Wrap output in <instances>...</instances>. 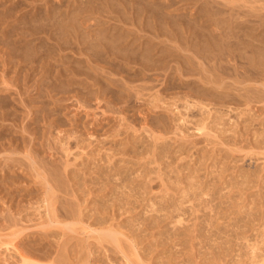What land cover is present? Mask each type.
I'll list each match as a JSON object with an SVG mask.
<instances>
[{
    "label": "rangeland",
    "instance_id": "obj_1",
    "mask_svg": "<svg viewBox=\"0 0 264 264\" xmlns=\"http://www.w3.org/2000/svg\"><path fill=\"white\" fill-rule=\"evenodd\" d=\"M58 1L0 0V264H21L20 253L5 245L11 240L37 264H264V80L256 81L264 69L239 84L231 61L222 89L206 85L211 63L193 59V74L180 76L183 58L195 57L183 51L185 40L175 44L147 30L140 35L173 50L164 62L174 87H166V73L138 76L137 66L95 57L66 32L77 14L89 18V33L121 29L119 0H91L93 8ZM173 1L187 17L219 8L222 31L245 30L241 39L263 48L264 0ZM45 14L55 23L31 36L24 19ZM25 41L41 45L39 52L27 57Z\"/></svg>",
    "mask_w": 264,
    "mask_h": 264
},
{
    "label": "bare ground",
    "instance_id": "obj_2",
    "mask_svg": "<svg viewBox=\"0 0 264 264\" xmlns=\"http://www.w3.org/2000/svg\"><path fill=\"white\" fill-rule=\"evenodd\" d=\"M51 1V0H50ZM60 1V0H59ZM58 1V2H59ZM87 1L84 5H86L87 7V4H89L90 2H92L91 0H85ZM182 2V1H181ZM211 2V1H210ZM216 3V1H214ZM77 3V1H76ZM81 3V2H79ZM117 3H120V9H121V12L120 14H118V18H117V22L118 24L122 25L121 29H118L116 27L114 28H106V29H97L96 32L93 34V33H89L91 31V25L88 24V21H89V18H86L87 20H83L82 17H80L78 14H77V19L75 17H69L67 18V20L69 19L68 21V25L67 26H70V28H68L66 32L68 33H74V36L75 38L77 37L76 39V42L79 44V45H82V46H85L86 48L89 49L90 52L93 53V56L97 57V56H100V55H114L115 58H121V63L124 65V67L126 69H128V66L129 65H134V66H137L138 67V70L136 71L137 74L139 72H143V73H151V75H158L157 73L158 72H162V74L166 73L164 76H166L165 78V81H166V87H174L173 86V83L172 80L173 78L170 77V74L167 73V69H166V65L167 63L164 62V60L170 56V53L173 51H170L166 48H162V47H159L158 45L164 43L163 41H161L158 45L155 44L153 42V39L152 38H149L147 36H145L144 34L140 35L141 33H147L146 31L147 30H150L151 33L154 34V36L156 38H158V36L160 34H167L168 37L171 39L170 42H174L175 44L178 42V41H182V40H185V44H186V47L185 49L183 50L184 52L186 53H189V50H192V52L195 54L193 56H188L186 55L185 57L186 58H183V62L181 64V66H183L185 69L181 70V74H179L180 76H183L184 74L186 75H192L193 71L196 69L195 68V65H194V61L193 59H197V58H202L204 59L203 61L205 62H208V65L209 63H211L209 66H206L208 68H205V69H210V73H211V77H213V79L211 80L210 77H206L204 78L206 81H204V84H210V85H217L218 87H220L222 84H223V80H224V76L226 73L228 74V70H230L231 66H233L232 68L234 69V74L236 75V77L238 76L239 78H236V82L239 83V84H243L245 83L246 81H248V79L251 77V76H254V74L259 73L258 70L259 69H264V42H262V46L263 48L260 49H255L254 48V45H253V41H251L250 39L246 41V43L244 42L245 40L241 39V36L243 38V36H245L244 38H247V35L240 31V36L238 34H235L233 33V31L231 30L230 32L227 33L226 30H223L222 31V24L220 23L219 20L215 19V17L220 14V9L217 8L219 3H217V7L215 4H213V2H211L213 5H215V8L216 11L213 12L212 15H208L205 10H202L201 11V14H203V17L202 18H198L196 15H188L189 17H187V14L184 15L180 12V10H182V8L180 9L179 6H177L178 8H173L174 5H175V1L173 0H119ZM15 4V3H14ZM49 4V3H48ZM78 4V3H77ZM91 4V3H90ZM90 4H89V8H93V5L92 7H90ZM211 4V5H212ZM115 7H116V3L114 4ZM118 5V4H117ZM209 4L206 3V7L208 6ZM18 6V5H17ZM81 6V4H80ZM210 6V5H209ZM223 6L225 7L223 4L220 5V7ZM49 7V6H47ZM176 7V5H175ZM212 7V6H211ZM85 9L86 12H91L92 9ZM118 8V7H117ZM213 8V7H212ZM211 8V9H212ZM48 9V8H47ZM129 9V12H127V10ZM6 10V9H5ZM21 10V9H20ZM38 9H36V12H37ZM222 10V9H221ZM232 10V9H231ZM80 11H83L84 10H80ZM79 11V12H80ZM214 11V10H212ZM223 11V10H222ZM35 12V11H34ZM57 12V11H56ZM78 12V11H76ZM78 12V13H79ZM235 12V11H233ZM38 13V12H37ZM82 13V12H81ZM185 13V12H184ZM222 13V12H221ZM226 13V11H225ZM24 14V12H23ZM35 14V13H34ZM72 14V13H71ZM232 14V13H231ZM241 14V13H240ZM239 14V15H240ZM19 15V14H18ZM21 15V14H20ZM19 15V16H20ZM36 15V14H35ZM55 15V14H54ZM67 15V13H66ZM223 15V13L221 14ZM230 15V14H229ZM234 15V14H233ZM232 15V16H233ZM250 15V14H249ZM249 15H247L246 17H248ZM32 16L31 18L29 19H24L25 23L27 25H29V27H32V30H30V34H32L31 36L33 37H36V35H39L38 33V29H41L43 26L46 27V26H49V27H52V23L51 22H54L52 21L49 16L47 17V15L45 14V16H36V17H33V15H30ZM231 16V17H232ZM235 16V15H234ZM241 16V15H240ZM251 16V15H250ZM53 17V16H52ZM236 17V16H235ZM238 17V16H237ZM236 17V18H237ZM245 17V16H244ZM234 18V17H233ZM242 18V17H241ZM205 19V20H203ZM61 20V19H60ZM66 20V21H67ZM231 20V19H230ZM59 21V20H58ZM210 21V24L208 23ZM235 21V20H233ZM238 21V20H237ZM263 21V20H261ZM61 22H64V20H61ZM72 22H75L74 24H72ZM232 22V21H231ZM55 23V22H54ZM59 23V22H58ZM65 25H66V22H65ZM73 25V26H72ZM99 25V24H98ZM57 26V25H56ZM100 26V25H99ZM116 26V25H115ZM125 26H128L129 28H125ZM135 26V29L132 30L130 29V27H134ZM43 27V28H44ZM94 30V29H93ZM243 30V29H241ZM226 31V32H225ZM66 32H62L61 36L60 37H64L65 36V33ZM185 32H187V36H192L191 37V41H188V38L186 36V39H185ZM244 33V34H243ZM26 35V34H25ZM73 34H71L72 36ZM263 36V35H261ZM73 37V36H72ZM74 38V37H73ZM168 38V39H169ZM36 39V38H35ZM167 39V38H166ZM37 40V39H36ZM38 41V40H37ZM41 40L38 41V43H40ZM43 42V41H42ZM67 42H65L64 44H66ZM74 43V42H73ZM245 43V44H244ZM58 47L61 48V44L60 42H57L56 43ZM68 44V43H67ZM167 44V43H166ZM184 44V43H183ZM241 47L240 50L237 51V49L240 48L241 45H243ZM256 44V42H255ZM168 45V44H167ZM240 45V46H239ZM260 45V44H258ZM173 46V45H171ZM239 46V47H238ZM25 47L26 48V54L27 57L29 55H32L34 56L35 54H37L41 48V45L39 47H36L35 44H29L28 41H25V43L20 47L21 49ZM44 47H45V44H44ZM24 49V48H23ZM81 51V50H80ZM84 51V50H83ZM79 52V51H78ZM86 52V51H85ZM87 53V52H86ZM82 55V54H81ZM25 57V56H24ZM117 59V60H118ZM222 59L224 60L225 59V62L226 63H222ZM241 60H246L248 63L246 65H243L244 63H241ZM212 61V62H211ZM231 61H235L237 62L235 65H229V63ZM199 62V61H198ZM232 63V62H231ZM240 66H239V65ZM6 65V63H5ZM4 65V66H5ZM242 65V66H241ZM1 66V64H0ZM230 66V67H229ZM245 66V67H244ZM3 67V65H2ZM123 67V68H124ZM232 69V70H233ZM239 69L241 70V72L239 71ZM7 70V69H6ZM169 70V69H168ZM180 70V69H179ZM232 70L230 73H232ZM208 71V70H206ZM228 71V72H227ZM207 72V73H209ZM261 72V71H260ZM6 73V72H4ZM179 73V72H178ZM229 73V74H230ZM87 73H85V76H86ZM140 74V73H139ZM138 74V76H139ZM232 74V75H234ZM88 75V74H87ZM163 75H158V76H163ZM259 76V74H256V76ZM262 74H260V80H256V81H263L264 80V76H261ZM264 75V73H263ZM72 78H74V75L71 74ZM135 76V75H134ZM144 76L146 77V79H148L147 75L144 74ZM227 76V75H226ZM5 77V76H4ZM143 77V78H145ZM174 77V76H173ZM177 77V76H176ZM231 77V76H230ZM178 78V77H177ZM14 79V78H13ZM18 79V78H17ZM175 79V78H174ZM231 79V78H230ZM239 79V80H238ZM6 80V79H5ZM145 80V79H144ZM176 80V79H175ZM11 81V80H10ZM13 81V80H12ZM73 81V80H72ZM18 82V81H17ZM70 79H67V82L68 85H72V83H70ZM180 82V81H179ZM8 83V82H7ZM16 83V81L14 82ZM108 83L110 85H112L111 81H108ZM107 83V84H108ZM115 83V82H114ZM178 84V83H177ZM180 84V83H179ZM232 84V83H230ZM248 84V83H247ZM253 84V83H252ZM255 84V83H254ZM115 85V84H114ZM182 84H180L181 86ZM264 86V84H261ZM52 86H55L54 84H52ZM108 86V85H107ZM164 87V86H162ZM235 87V86H234ZM242 87V86H241ZM111 88V87H110ZM216 88V87H215ZM237 88V87H236ZM52 89V88H51ZM208 89V88H207ZM222 89V86L221 88ZM248 89V88H246ZM112 90V89H111ZM117 90V89H116ZM225 90V89H224ZM110 91V90H109ZM168 91V90H166ZM222 91V90H221ZM250 91V90H249ZM114 92V90H113ZM111 91V93H113ZM191 92V91H190ZM214 92V91H213ZM223 92V91H222ZM247 92V90L245 91ZM244 92V93H245ZM252 92V90H251ZM251 92H249L248 94H251ZM257 92V91H256ZM2 93V92H1ZM8 93V91H7ZM50 93V92H49ZM189 93V92H188ZM192 95H193V92H191ZM196 93V92H195ZM215 93V92H214ZM221 93V92H220ZM236 94V93H235ZM253 94V93H252ZM50 95V94H49ZM185 95V94H184ZM254 95V94H253ZM48 96V94H47ZM196 96V94H195ZM200 96V95H199ZM232 96V95H231ZM261 96V95H260ZM260 96L258 98H260ZM1 97V96H0ZM74 97V96H73ZM76 97V96H75ZM192 97V96H191ZM227 97H228V94H227ZM245 97V96H244ZM262 97H263V94H262ZM52 98V96H51ZM162 98V97H161ZM204 98V97H202ZM232 98V97H231ZM238 98V97H237ZM264 98V97H263ZM188 98H186L187 100ZM228 99V98H227ZM236 99V98H235ZM255 99V98H254ZM261 99V98H260ZM195 100V99H194ZM197 100V99H196ZM226 100V99H225ZM234 100V99H233ZM238 100V99H237ZM262 100V99H261ZM1 101H3L1 99ZM200 101V99H199ZM239 101V100H238ZM237 101V103H238ZM241 101V100H240ZM54 102V101H53ZM59 102V101H57ZM79 102V100H78ZM156 102V101H155ZM158 102V100H157ZM243 102V101H241ZM195 103V102H194ZM204 103V102H203ZM207 103V102H206ZM205 103V104H206ZM5 104V103H4ZM191 104V103H190ZM190 104L188 106H190ZM198 104V103H197ZM212 104V103H211ZM235 104V103H234ZM163 105V104H162ZM192 105V104H191ZM208 105L210 104H206L205 106L207 107ZM251 105V104H250ZM32 106V105H31ZM30 106V107H31ZM193 106V105H192ZM80 107V106H79ZM227 107V106H226ZM231 107V106H230ZM55 108V107H54ZM60 108V107H58ZM197 108V107H196ZM201 108V107H200ZM211 108V107H209ZM208 108V109H209ZM250 108V107H249ZM57 109V107H56ZM61 109V108H60ZM167 109V108H166ZM170 109V108H168ZM167 109V111H168ZM191 109V108H190ZM204 109V108H203ZM207 109V108H206ZM236 109V108H235ZM34 111V110H33ZM32 111V112H33ZM173 111V110H172ZM204 111V110H203ZM206 111V110H205ZM211 111V110H210ZM251 111V110H250ZM31 112V113H32ZM241 112V111H240ZM147 114L149 113L148 111L146 112ZM145 113V115H146ZM203 113V112H202ZM207 113V111L205 112ZM211 113V112H210ZM33 114V113H32ZM162 114V112H161ZM160 115V114H159ZM164 115V114H163ZM202 115V114H201ZM216 115V114H215ZM242 115V114H241ZM245 115V113H244ZM254 115V114H253ZM151 117V115H148L147 116V120H148V117ZM162 116V115H161ZM166 116V115H165ZM161 117L162 118H166V117ZM240 116V115H239ZM145 117V116H144ZM159 117V116H158ZM207 117V116H206ZM205 117V118H206ZM237 117V116H236ZM204 118V117H203ZM154 119V118H153ZM160 119V120H161ZM145 120V119H144ZM164 120V119H163ZM167 122V121H166ZM165 124V123H163ZM20 126V125H19ZM75 126V125H74ZM17 127V126H16ZM56 127V125H55ZM60 127V126H59ZM161 127V125H160ZM209 127V126H208ZM61 128V127H60ZM59 130V129H58ZM94 130V127L92 129V131ZM163 130V129H162ZM161 130V131H162ZM31 131V130H30ZM158 131V130H157ZM156 131V132H157ZM165 131V129H164ZM33 132V130H32ZM59 132H61L59 130ZM160 132V131H159ZM163 132V131H162ZM202 132V131H200ZM217 132V131H215ZM155 133V132H154ZM219 133V132H218ZM33 134V133H32ZM36 134V133H35ZM93 134H94V131H93ZM204 134V133H203ZM206 134V133H205ZM209 134V133H208ZM220 134V133H219ZM262 135V134H261ZM34 136V135H33ZM215 136V135H214ZM66 137V136H65ZM93 137V136H92ZM213 137V136H212ZM261 136H259L258 134V138L260 139ZM241 138V137H240ZM238 138V140L240 139ZM70 139V138H69ZM214 139V138H213ZM67 140V138H66ZM221 140V139H220ZM224 140V139H223ZM241 141V140H240ZM256 141V139H255ZM156 143H158L156 141ZM156 146V145H155ZM24 147V146H23ZM24 149V148H23ZM68 149V148H67ZM69 151V149H68ZM259 152V151H258ZM261 153H264V152H261ZM115 154V153H114ZM28 158V156H27ZM66 171V170H65ZM55 172V171H54ZM55 174V173H54ZM56 175V174H55ZM56 176H54L55 178ZM52 179V178H51ZM53 180V179H52ZM55 180V179H54ZM56 181V184L58 183L57 180ZM54 182V181H53ZM63 185V183H62ZM57 186H59V183L57 184ZM63 187V186H62ZM59 186V188L62 190L63 188ZM60 190V191H61ZM206 190V189H205ZM204 190V191H205ZM47 191V190H46ZM45 191V192H46ZM63 191V190H62ZM203 191V192H204ZM64 192V191H63ZM206 193V192H205ZM55 195V194H54ZM51 196V195H50ZM53 198V197H52ZM44 201V200H43ZM50 202V201H49ZM60 203L58 200H57V204ZM62 204V203H61ZM70 205V203H69ZM59 206V204L57 205ZM66 207H68L67 205H65ZM45 207V206H44ZM56 207V206H55ZM73 206L70 205L69 208H71ZM57 209V208H56ZM55 209V210H56ZM60 209V208H59ZM61 210V209H60ZM59 211V210H58ZM62 211H65V210H61ZM73 214L74 211L72 210ZM60 213V211H59ZM64 213V212H63ZM62 214V213H60ZM58 214L59 216L58 217H62V215ZM66 214V215H65ZM65 217L69 218L68 217V213H65ZM73 220V219H72ZM178 220V219H177ZM13 221V219H12ZM49 221V220H48ZM179 221V220H178ZM16 222V221H15ZM182 222V220H181ZM14 223V222H11V224ZM9 224V222L7 223ZM16 225V223H14ZM44 224V223H43ZM13 225V226H15ZM18 225V223H17ZM55 225V224H53ZM58 225V224H57ZM56 225V226H57ZM60 225V224H59ZM58 225V226H59ZM71 225V224H70ZM73 225V224H72ZM8 226V225H7ZM12 226V225H11ZM46 226V225H45ZM44 226L45 229H47L46 227ZM51 226V225H50ZM62 226V225H61ZM66 226V225H63V227ZM68 226V225H67ZM77 226V225H76ZM5 227V226H4ZM42 227V226H41ZM48 227V226H47ZM62 227V228H63ZM8 227H5V229H7ZM71 229V227H69ZM68 228V229H69ZM4 228L2 229L5 230ZM67 229V230H68ZM74 226H73V230H74ZM43 230V229H42ZM23 231V230H22ZM21 232V231H20ZM20 232H17V233H20ZM91 233H94L92 231H90ZM99 232V231H98ZM101 232V231H100ZM70 233V231H69ZM72 233V232H71ZM76 233V232H75ZM97 233V232H96ZM102 233V232H101ZM21 234V233H20ZM73 234V233H72ZM90 234V233H89ZM95 234V233H94ZM103 237L105 238H109L113 243H115L114 245L118 244V240H116L115 238V233L112 231V230H103ZM117 234V233H116ZM14 234H11L9 235L7 238L9 239L10 236H13ZM16 235V233H15ZM68 235V234H67ZM100 235V234H99ZM62 236V235H61ZM65 236V234H64ZM4 237V236H3ZM17 237V236H15ZM27 237V236H26ZM40 237V236H39ZM38 237V238H39ZM117 237V235H116ZM11 238V237H10ZM19 238V237H17ZM32 238V237H31ZM42 238V237H41ZM2 239V238H1ZM0 239V240H1ZM5 239V238H4ZM14 239V238H12ZM16 239V238H15ZM23 239V238H22ZM20 239V240H22ZM118 239V237H117ZM17 240V239H16ZM37 239L35 238L34 241H36ZM40 240V239H38ZM37 240V241H38ZM10 241V240H9ZM26 241V240H25ZM32 241V239L30 240ZM43 241V240H42ZM45 241V240H44ZM47 241V240H46ZM50 241V239H49ZM56 241V239H55ZM73 241V240H72ZM101 242L105 241L104 238H101L100 239ZM19 242V241H18ZM23 241H21L20 243L22 244ZM26 242H29L28 240ZM41 242V241H40ZM67 242V241H66ZM69 242V241H68ZM17 243V241H16ZM16 243H14L12 240L10 242H7L5 243L6 246H10L14 251H17L20 253V258H21V264H37L35 262H33L28 256H25V253L24 255L19 251V245H17ZM19 243V244H20ZM45 243V242H44ZM72 243V242H71ZM112 243V244H113ZM25 244V243H23ZM37 244V243H35ZM38 244H40L38 242ZM37 244V245H38ZM49 244V242H48ZM56 244V243H55ZM26 245V244H25ZM24 245V246H25ZM34 245V244H32ZM31 245V246H32ZM41 245V244H40ZM39 245V247H40ZM43 245H47V244H43L42 243V247L41 249H44L43 248ZM77 245V244H76ZM100 245V244H99ZM119 245V244H118ZM27 246H28V243H27ZM44 246V247H45ZM48 246V245H47ZM61 246V244H60ZM59 246V248H60ZM69 246V245H68ZM67 246V247H68ZM71 246V245H70ZM117 246V245H116ZM21 247V246H20ZM66 247V248H67ZM115 247V246H113ZM25 248V247H24ZM34 248V247H33ZM37 248V247H36ZM46 248V247H45ZM56 248V247H55ZM65 248V249H66ZM71 248V247H70ZM118 248V247H117ZM121 248V247H120ZM26 249V248H25ZM40 249V248H39ZM50 249V248H49ZM61 249H62V246H61ZM74 249V248H73ZM119 249V248H118ZM35 250V248H34ZM44 250H48V247L47 249H44ZM69 250V249H68ZM120 250V249H119ZM26 251V250H25ZM53 251V249H52ZM62 251V250H60ZM72 250H69L68 252L70 253L71 255V252ZM24 252V251H23ZM30 252V250H29ZM44 252V251H43ZM46 252V251H45ZM44 252V254H45ZM50 252V251H49ZM92 252V251H91ZM108 252V250H107ZM122 252V250H121ZM119 252V253H121ZM32 253V252H30ZM59 254H57L58 256L60 255V252L58 251ZM74 254V251L72 252ZM33 254V253H32ZM49 254V253H48ZM30 255V254H29ZM35 255H38L35 253ZM47 255V254H46ZM46 255H44V257H47ZM51 255V254H50ZM55 255V254H54ZM39 256H43V254H39ZM65 256V255H63ZM92 256V255H91ZM48 258V257H47ZM50 258V257H49ZM64 258V257H62ZM62 258H60V260L58 261H61ZM59 259V257L57 258H54V260H57ZM73 259V258H72ZM74 260V259H73ZM54 263H57L56 261H54ZM60 264L63 262H59ZM70 263V262H69ZM68 263V264H69Z\"/></svg>",
    "mask_w": 264,
    "mask_h": 264
}]
</instances>
